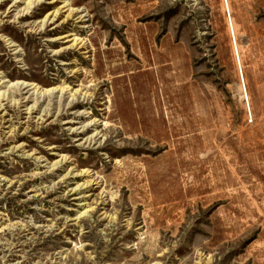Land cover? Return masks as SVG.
Instances as JSON below:
<instances>
[{
	"label": "rangeland",
	"instance_id": "obj_1",
	"mask_svg": "<svg viewBox=\"0 0 264 264\" xmlns=\"http://www.w3.org/2000/svg\"><path fill=\"white\" fill-rule=\"evenodd\" d=\"M69 1L84 32L0 0L1 76L91 96L49 103L46 124L18 90L0 102V264H264V0ZM80 110L101 123L91 146L63 125ZM21 144L103 185L77 206L88 178L61 183L69 167Z\"/></svg>",
	"mask_w": 264,
	"mask_h": 264
},
{
	"label": "bare ground",
	"instance_id": "obj_2",
	"mask_svg": "<svg viewBox=\"0 0 264 264\" xmlns=\"http://www.w3.org/2000/svg\"><path fill=\"white\" fill-rule=\"evenodd\" d=\"M40 3H46L52 8V12L45 17L41 26H44L46 24L53 25L55 24L59 16H64L65 20L72 21L77 28L82 30V32L88 29L87 27L82 26L85 25V23L87 22L85 16L86 14L84 15L83 11L81 12L79 9L73 8L69 0H13V7L17 8L19 5L24 4L25 7L22 9L21 13H25L30 11L32 8L36 7ZM57 6L59 7L56 9ZM57 40H63L65 44L72 43L71 46L68 47V49L74 48L79 50H86V46H87L86 42H84L83 39L81 40L77 38L75 34H66V35L64 34V36L59 37ZM10 47L13 49V55L15 56V58H17L19 56L18 50H16L14 45H10ZM84 54L86 55L87 53L84 51ZM12 90H18V92H20L19 93L20 101L17 102L15 101L16 103L14 102V105L17 104L18 106H20L22 113L28 116L29 118L35 115V119L40 124H46L49 120H51L54 117L57 119L60 116H63L60 110L61 106H56L57 108L54 107V105L57 104L59 105L62 101L67 102V107L69 106L70 110H72L75 107H77L78 104H76V102L78 101V99L83 100L84 102L91 99V96L88 93V91L84 90V88L82 87H80L76 91H73L71 87H59V86L50 89H41L40 87L34 84H27L20 82L11 83L0 74V102L4 100L5 96L8 97L9 96L8 93L12 92ZM54 100H58V101L55 103L53 102ZM45 102H46V108L44 109L42 104H44ZM52 102L55 103L53 106L50 105ZM71 116H72L71 120L64 121L63 125L66 126L65 129L69 131L73 136L77 138L81 135L88 133L89 131H93V135L90 138L83 140L82 141L83 143L80 144L78 147H84V146L86 147L87 145L91 146L92 144H96L100 139H102L101 136L102 131H100L101 123L99 122V120L93 119L90 122L86 121V120H90L92 117L89 112H86V110H80L71 114ZM83 119H85V122H80V120ZM74 124H78L76 125L77 127ZM78 126L80 128H78ZM24 147H25L24 144H21L16 148L14 149L12 148V149L16 150L15 153H19L24 156L25 155ZM49 150L52 156H56L59 158V160L54 164H50L47 162V160L45 161L42 158L35 156L34 154L25 155L26 156L25 158H29L30 160H33L37 164L39 163V166H37L38 168H49L50 171L69 167V165L72 164V161L67 156H59L58 149L56 147H51ZM42 162H45V165L42 166L40 164ZM78 177L88 178V180H85L80 185H77L71 191L73 192L72 194L78 195L76 198H74V200L81 202V204L77 206L82 207L87 205L89 198L93 196L92 192L99 190L103 184H102V180H100V178L97 177L95 174H93L91 171L83 170L81 173L76 174L75 167L73 166L69 167L67 174L60 181L61 183L69 184L70 181H74L75 178ZM102 202L103 203L107 202L105 197L104 199H102ZM103 215L105 216L104 218L107 217L106 214L103 213Z\"/></svg>",
	"mask_w": 264,
	"mask_h": 264
}]
</instances>
